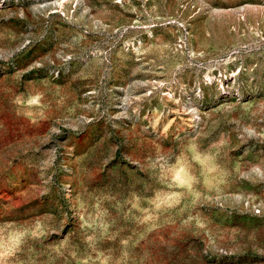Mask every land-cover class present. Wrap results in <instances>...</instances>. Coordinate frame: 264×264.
Returning a JSON list of instances; mask_svg holds the SVG:
<instances>
[{
	"label": "rangeland",
	"instance_id": "rangeland-1",
	"mask_svg": "<svg viewBox=\"0 0 264 264\" xmlns=\"http://www.w3.org/2000/svg\"><path fill=\"white\" fill-rule=\"evenodd\" d=\"M0 230L4 264H264V0H0Z\"/></svg>",
	"mask_w": 264,
	"mask_h": 264
},
{
	"label": "clouds",
	"instance_id": "clouds-1",
	"mask_svg": "<svg viewBox=\"0 0 264 264\" xmlns=\"http://www.w3.org/2000/svg\"><path fill=\"white\" fill-rule=\"evenodd\" d=\"M189 149L195 153V160L200 162L201 164L207 165L206 171L211 172L213 171V164H214V158L212 155L208 152L207 149L204 151H199L198 146L196 144H190ZM179 157L177 158V161H175L170 167L173 169L175 172L176 170H180L181 166L179 164ZM180 174L185 177V182L184 183H179L175 180L172 181V183L176 184L178 188H181L185 191H191L193 188V185L197 182V178L193 175H191L186 169L182 170ZM179 196L180 193H177ZM155 206L157 208H160L162 206V202L160 201V197L157 194L155 197ZM178 202V201H177ZM2 231V230H0ZM7 239L12 242V244L18 246L22 237L18 233H8ZM11 254V249L8 247V245L4 242L3 239H0V264H4L5 261V256Z\"/></svg>",
	"mask_w": 264,
	"mask_h": 264
}]
</instances>
